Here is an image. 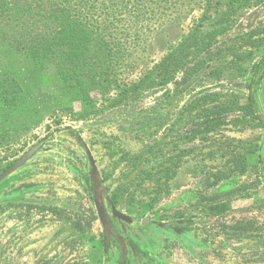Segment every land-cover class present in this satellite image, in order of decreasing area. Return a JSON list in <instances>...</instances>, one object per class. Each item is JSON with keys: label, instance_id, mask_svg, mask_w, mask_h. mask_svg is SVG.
<instances>
[{"label": "rangeland", "instance_id": "374dc122", "mask_svg": "<svg viewBox=\"0 0 264 264\" xmlns=\"http://www.w3.org/2000/svg\"><path fill=\"white\" fill-rule=\"evenodd\" d=\"M142 1L138 15H122L124 21H118L119 16L96 17L99 22H112L106 37L118 44L119 53L110 65L109 86L91 92L90 102L78 101L75 89L66 87L61 93L50 70L37 81L41 94L33 97V79L25 74L24 92L0 110V173L43 142L21 168L0 181V201L22 196L96 218L90 230L77 232L64 219L42 213L25 222L4 211L0 213V264H118L114 241L96 213L85 149L77 138L95 161L109 218V198L120 193L115 208L132 219L131 224L114 222L129 264H264V126L251 121L223 130L222 135L234 139L237 148L251 144L257 154L250 162L257 164L244 176H235V183L225 182L216 189L217 212L209 211L212 202L198 191L203 166L197 157L187 161L159 200H151V183L144 179L146 172L172 155L175 146L191 150L180 137L188 119L183 109L187 102L206 90L224 94L220 99L236 94L241 102L250 93L253 66L264 52V0H222L215 7L217 13L212 8L208 15L205 9L215 0ZM229 7L236 11L219 20ZM221 27L224 30L215 38L204 35L211 44L209 53L201 55L202 69L189 81L150 86L139 95L129 89L145 86L154 67L182 48L189 36ZM0 56V72H21L28 65L24 57ZM255 82L251 94L264 123V74ZM166 88L172 93L162 98ZM67 127L72 135L65 131ZM123 153L138 157L135 162L123 161L119 158ZM221 157L215 154L214 162L204 166L219 167ZM244 185L258 192L250 194ZM231 188L242 192L221 194ZM174 222L185 225L179 240L166 226ZM103 236L111 248L107 253Z\"/></svg>", "mask_w": 264, "mask_h": 264}, {"label": "trees", "instance_id": "16d2710c", "mask_svg": "<svg viewBox=\"0 0 264 264\" xmlns=\"http://www.w3.org/2000/svg\"><path fill=\"white\" fill-rule=\"evenodd\" d=\"M221 2L222 0H215L214 4L210 3L205 9V15H208L212 8L219 7ZM143 3L142 0H0V54L11 53L28 61V65L20 70L21 72L14 69L0 72V110L3 107H10V102L24 92L22 84L25 74L33 79V97L38 92L42 93L37 81L39 78H44L50 70L54 71L59 81V91L63 93L66 87L77 90L79 94L75 91L76 99L80 102H88L91 92H98L105 85L107 88L110 83V65L117 58L119 49L112 38L106 37V30L112 22L110 24L99 22L96 17L111 15L112 19H115L119 16L116 18L121 22L127 15L137 16ZM235 11L229 7V10L221 14L218 19L222 20L224 15ZM223 30V27L215 28L206 33L201 32L199 36H189L182 48L172 51L154 67L146 78L148 82L145 86L137 84L129 89L139 95L144 88L150 86L168 83L178 86L182 82L186 83L199 69H202L204 62L200 58L201 55L209 53L211 44L206 42L207 37L204 35L212 37ZM2 59L3 57L0 56V60ZM252 71L249 80L250 93L243 102L236 94L225 95L223 100L219 95L224 94L206 90L187 102L183 108L187 112L188 119L180 137L188 142L198 140L199 148L213 145V150L209 152L210 157L216 154L224 159L219 166L221 169L211 172L210 180H204L207 188L215 187L233 176L244 175L250 170L247 157L256 149L251 144H241L237 148L234 139L222 135V132L229 126L246 125L251 121L264 126L257 114L255 99L251 94L256 78L264 74V52ZM181 74L180 81H177ZM126 92L125 90L124 93ZM171 93V88L164 89L162 98H166ZM65 131H69L71 135L74 133L69 127L65 128ZM189 151L185 148L174 154L173 149L172 155L166 156L159 167H152L146 172L144 179L151 183L149 190L151 200H159L161 194L168 191L169 182ZM161 152L159 149V153ZM131 155L123 153L119 158L123 161L135 162L138 155ZM89 189L90 191L93 189L91 181ZM118 196L120 193L115 198H109L110 207L117 206ZM213 197L204 195L208 203L212 202L209 211L217 212L218 206L213 204ZM9 199L11 200L8 202L0 201V213L10 210L11 218L18 221L27 222L32 219V215L43 213L55 219L67 220L74 230L85 232L92 228L96 219L93 215L70 214L68 209L59 208L56 204H49L44 200L33 203L24 200L22 196H13ZM39 220L41 219L38 218L37 221ZM102 240L103 251L107 253L111 248L105 236ZM112 240L119 255L118 264H129L120 242L114 237ZM131 247L134 250V246Z\"/></svg>", "mask_w": 264, "mask_h": 264}, {"label": "crops", "instance_id": "0c3cea01", "mask_svg": "<svg viewBox=\"0 0 264 264\" xmlns=\"http://www.w3.org/2000/svg\"><path fill=\"white\" fill-rule=\"evenodd\" d=\"M188 143H189V145H191V150L189 151V153H188L187 156H184L182 163H180L179 167L176 170V173H175V175L173 177V180L174 179L176 180V178L178 177V175L182 172L183 166L187 163V161H190V158L197 157V161H199L202 164V166H203L201 168L203 170L200 173V175H201L200 179L201 180H200V188H199L198 191H200L201 193L205 192V194L212 195L214 197L216 195H219V194H213V193L214 192H217L216 189H218L219 187H221L222 184L224 185L225 182H233V181H235L234 180V176L231 177V178H229V179L223 180L222 182H220L215 187L207 188L205 186V184H204L205 183L204 180H207V179L210 180V178H211L209 176V175H211L210 173L211 172H215L217 169H221L219 167H215L214 168L213 165H212L213 167L204 166V165H207L208 162H210V161H211V163H213L214 160H215L213 157H210V155H209V152L213 150V145H210V146L204 145L203 148H199L198 146H200V145H199V141L198 140H193V141L188 142ZM173 149H174V154H178V152L183 151L185 148H183V149L180 148V150H178L177 147L175 146ZM256 154H257V152H254L253 154H250L247 157L248 158V162L250 164V168L249 169L254 168L255 165L257 164V162H254V163L250 162L252 160V157L254 158L256 156ZM244 175H237V176H240L241 177V176H244ZM233 183H235V182H233ZM252 185H254V184H252ZM243 187H245V191L248 192V193H250V194L251 193L258 192V191H256V190H258V188L252 187V189H251V187H249L248 185H244ZM232 189L233 188H231V190ZM231 190H227L225 192L223 191V192H221V194L222 195H229V194L230 195L231 194L239 195V193L241 194V192H242V191H240V192L238 191L239 188L237 189V192L236 193H234L233 190L232 191ZM184 226L185 225L183 223H181V222H174L173 223V229H172L173 231H170V232H172V235L174 236L175 240L176 239L179 240L184 235V233L186 232L185 230H183L184 229L183 228ZM169 229H171V228H169Z\"/></svg>", "mask_w": 264, "mask_h": 264}, {"label": "water", "instance_id": "95a60500", "mask_svg": "<svg viewBox=\"0 0 264 264\" xmlns=\"http://www.w3.org/2000/svg\"><path fill=\"white\" fill-rule=\"evenodd\" d=\"M78 141L81 142V139L78 138ZM82 146L85 149L86 158L88 161L89 171H90V178L91 183L93 186V198H94V205L96 209L97 216L99 220L102 222L103 226H105V220H104V204L102 202V195L103 191L101 189V183L99 180V173L97 171L95 161L90 153V150L87 148V146L83 143ZM43 142L38 143L37 145L33 146L29 151H27L22 157L18 158L13 162L12 165H10L8 168H6L4 171L0 173V181L6 178L7 176L11 175L13 172L17 171L19 168H21L34 154H36L39 149L41 148ZM108 201V198H106ZM110 212L113 218L117 219L118 221L131 224L132 219L123 213L119 212L116 208L111 207ZM148 220H143L142 224H147ZM161 227L165 226L164 224H160ZM166 226H171V224H167Z\"/></svg>", "mask_w": 264, "mask_h": 264}, {"label": "flooded vegetation", "instance_id": "af4514ba", "mask_svg": "<svg viewBox=\"0 0 264 264\" xmlns=\"http://www.w3.org/2000/svg\"><path fill=\"white\" fill-rule=\"evenodd\" d=\"M111 208V207H110ZM104 209H105V213L103 214L104 215V220H105V226H104V228H105V233L110 237H114V238H116L119 242H120V238H119V236H118V234H117V232H116V228H115V226H114V222L115 221H117V222H119L117 219H115V218H109V216L107 215V212H106V208L104 207ZM111 213V212H110ZM112 216V215H111ZM121 222V221H120ZM168 228H171V229H173V224H171V226H167ZM108 239V238H107ZM120 244H122L121 242H120ZM121 246H123V245H121ZM125 253V252H124ZM126 254V253H125Z\"/></svg>", "mask_w": 264, "mask_h": 264}]
</instances>
